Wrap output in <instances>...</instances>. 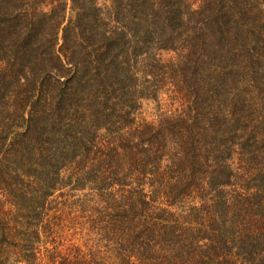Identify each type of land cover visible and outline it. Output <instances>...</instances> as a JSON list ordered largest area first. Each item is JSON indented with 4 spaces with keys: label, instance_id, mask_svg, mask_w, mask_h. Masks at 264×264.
<instances>
[{
    "label": "trees",
    "instance_id": "16d2710c",
    "mask_svg": "<svg viewBox=\"0 0 264 264\" xmlns=\"http://www.w3.org/2000/svg\"><path fill=\"white\" fill-rule=\"evenodd\" d=\"M104 1L0 0V264H264V0Z\"/></svg>",
    "mask_w": 264,
    "mask_h": 264
},
{
    "label": "rangeland",
    "instance_id": "374dc122",
    "mask_svg": "<svg viewBox=\"0 0 264 264\" xmlns=\"http://www.w3.org/2000/svg\"><path fill=\"white\" fill-rule=\"evenodd\" d=\"M103 2H105V1L100 0V3H103ZM48 9H49V6H48ZM159 53H160L159 55L162 59H169V58H172L174 56V53L172 51H168V50H162V51H159ZM158 102L161 104V107L165 108L169 103V100L167 99V95L162 93L159 96ZM158 102L155 100H152V99L151 100H142V105L140 108V115L142 117L147 118V119H154L156 117V113H157V103ZM75 236L76 235L69 236L68 238L70 239V241H67L65 243L66 244L70 243L72 240L75 241L76 243H78V241L76 240V239H78V236H76V238H74ZM80 241H81V238H80Z\"/></svg>",
    "mask_w": 264,
    "mask_h": 264
}]
</instances>
